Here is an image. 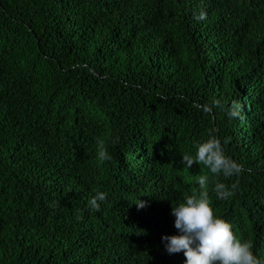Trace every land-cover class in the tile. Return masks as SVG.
<instances>
[{"label": "trees", "instance_id": "trees-1", "mask_svg": "<svg viewBox=\"0 0 264 264\" xmlns=\"http://www.w3.org/2000/svg\"><path fill=\"white\" fill-rule=\"evenodd\" d=\"M210 134L239 176L181 162ZM201 176L264 264V0H0V264H184Z\"/></svg>", "mask_w": 264, "mask_h": 264}, {"label": "clouds", "instance_id": "clouds-1", "mask_svg": "<svg viewBox=\"0 0 264 264\" xmlns=\"http://www.w3.org/2000/svg\"><path fill=\"white\" fill-rule=\"evenodd\" d=\"M203 18V17H201ZM199 107V106H198ZM211 108L204 106L203 111ZM233 109L228 112L230 117L238 116ZM97 154L101 162L110 160L102 141H97ZM195 154L182 156V163L191 168L194 163L207 166L213 175L222 174L225 178L239 176L242 165L227 156L219 139L209 135L205 141L194 145ZM199 192L187 195L183 202L172 206L171 212L175 217L176 234L162 235V242L169 254L183 252L184 264H260L253 253L250 241H241L233 231V225L221 216L215 215L211 206L208 189V177L201 176L198 180ZM236 184L231 186L216 182L212 191L218 199H228L234 195ZM107 199L104 191H95L87 201L89 210L99 211L101 203ZM138 207L144 202L139 201Z\"/></svg>", "mask_w": 264, "mask_h": 264}]
</instances>
